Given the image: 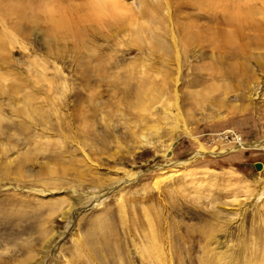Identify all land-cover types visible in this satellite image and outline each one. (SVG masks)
Here are the masks:
<instances>
[{"label": "rangeland", "instance_id": "obj_1", "mask_svg": "<svg viewBox=\"0 0 264 264\" xmlns=\"http://www.w3.org/2000/svg\"><path fill=\"white\" fill-rule=\"evenodd\" d=\"M0 264H264V0H0Z\"/></svg>", "mask_w": 264, "mask_h": 264}, {"label": "bare ground", "instance_id": "obj_2", "mask_svg": "<svg viewBox=\"0 0 264 264\" xmlns=\"http://www.w3.org/2000/svg\"><path fill=\"white\" fill-rule=\"evenodd\" d=\"M239 70H240V69H239ZM233 74H234V73H233ZM249 77H250V76H249ZM241 79H242V78H241ZM251 79H252V78H251ZM258 80H259V79H258ZM251 81H252V80H251ZM247 85H248V84H247ZM253 94H254V95H257L258 92L255 91Z\"/></svg>", "mask_w": 264, "mask_h": 264}, {"label": "water", "instance_id": "obj_3", "mask_svg": "<svg viewBox=\"0 0 264 264\" xmlns=\"http://www.w3.org/2000/svg\"><path fill=\"white\" fill-rule=\"evenodd\" d=\"M257 168H258V166H257Z\"/></svg>", "mask_w": 264, "mask_h": 264}]
</instances>
